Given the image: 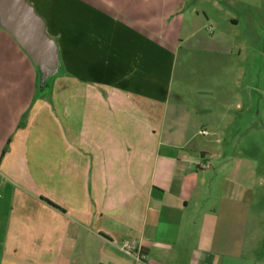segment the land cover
I'll return each mask as SVG.
<instances>
[{
  "label": "crops",
  "instance_id": "obj_1",
  "mask_svg": "<svg viewBox=\"0 0 264 264\" xmlns=\"http://www.w3.org/2000/svg\"><path fill=\"white\" fill-rule=\"evenodd\" d=\"M28 1L62 73L40 92L0 17V264H264L263 179L228 155L262 116L240 30L254 8Z\"/></svg>",
  "mask_w": 264,
  "mask_h": 264
},
{
  "label": "rangeland",
  "instance_id": "obj_2",
  "mask_svg": "<svg viewBox=\"0 0 264 264\" xmlns=\"http://www.w3.org/2000/svg\"><path fill=\"white\" fill-rule=\"evenodd\" d=\"M214 0H198V5L201 8L211 7ZM248 2V6H251L255 10L256 18L254 21V28L251 29L249 24V20L244 17L242 26L240 30L245 35V43H246V52L250 53L251 55L245 54V66H246V75L247 81L254 82L253 85L257 86L258 92H253L257 97L261 98V110L262 116L257 117L255 126L256 128H249L251 125V121H246L241 127L240 131L245 129L246 132L240 135H231L229 137L230 149L232 150L228 155H235L237 154L238 157L245 158L248 162H254L256 165V173L262 176V186L256 185L254 186L255 191V199L253 201L254 206L252 208V215L253 211L259 207V214H262V217L257 216L256 225H263L264 226V0H245ZM216 12V10H215ZM250 18H252L251 13L247 14ZM42 16V15H41ZM44 19V17L42 16ZM45 20V19H44ZM46 22V21H45ZM47 25V24H46ZM47 32L51 36L50 32L46 27ZM250 31H253L255 35V39H251ZM57 43V42H56ZM35 63V62H34ZM253 66V71L250 72L249 67ZM255 90V89H254ZM254 96V94H253ZM257 134V136H256ZM261 134L260 137L258 135ZM261 149H256L255 143L259 144ZM239 145L240 147L237 148ZM238 151V152H235ZM254 164V163H253ZM247 169V168H246ZM254 169V167H253ZM249 169L245 171L246 179H249ZM250 181V179L248 180Z\"/></svg>",
  "mask_w": 264,
  "mask_h": 264
},
{
  "label": "water",
  "instance_id": "obj_3",
  "mask_svg": "<svg viewBox=\"0 0 264 264\" xmlns=\"http://www.w3.org/2000/svg\"><path fill=\"white\" fill-rule=\"evenodd\" d=\"M0 17L2 25L15 35L35 64L42 65L43 72H58V45L47 32L45 20L28 0H0Z\"/></svg>",
  "mask_w": 264,
  "mask_h": 264
},
{
  "label": "trees",
  "instance_id": "obj_4",
  "mask_svg": "<svg viewBox=\"0 0 264 264\" xmlns=\"http://www.w3.org/2000/svg\"><path fill=\"white\" fill-rule=\"evenodd\" d=\"M57 51H58V60H59L58 61V65H57V68H58V72L57 73H54V69H51L50 70V74L47 75L45 72H43L40 69V67L42 65L36 66L37 67V72H38V86H39V91L40 92H42L43 90H45L48 87V85L50 83V80L53 77H55L57 74H61L62 73V64H61V60H60V52H59V49ZM45 68H47V67H45Z\"/></svg>",
  "mask_w": 264,
  "mask_h": 264
},
{
  "label": "built area",
  "instance_id": "obj_5",
  "mask_svg": "<svg viewBox=\"0 0 264 264\" xmlns=\"http://www.w3.org/2000/svg\"><path fill=\"white\" fill-rule=\"evenodd\" d=\"M203 133H207V131H203ZM124 250L126 252L130 253V254H133V252H132L133 249H132V246H131L130 243H125ZM138 256L142 257L143 255L142 254H138Z\"/></svg>",
  "mask_w": 264,
  "mask_h": 264
}]
</instances>
